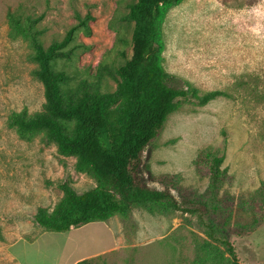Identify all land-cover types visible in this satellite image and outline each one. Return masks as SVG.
I'll list each match as a JSON object with an SVG mask.
<instances>
[{
    "label": "rangeland",
    "instance_id": "rangeland-1",
    "mask_svg": "<svg viewBox=\"0 0 264 264\" xmlns=\"http://www.w3.org/2000/svg\"><path fill=\"white\" fill-rule=\"evenodd\" d=\"M131 1L0 0V264H230L223 239L238 264H264V0H182L163 19L164 70L199 94L220 89L232 95L203 106L178 100L142 152V183L170 190L192 212L135 207L59 232L34 221L38 207L50 211L59 201L63 181L81 193L95 180L75 169L74 157L59 154L39 134L22 138L11 124L22 110L39 111L44 98L28 43L10 34L7 13L19 8L22 16H41L44 46L63 37L75 13H89L91 35L75 37L87 48L58 67L91 78L100 62H124L109 23ZM114 86L109 81L107 89ZM211 154H224L215 191Z\"/></svg>",
    "mask_w": 264,
    "mask_h": 264
},
{
    "label": "trees",
    "instance_id": "trees-1",
    "mask_svg": "<svg viewBox=\"0 0 264 264\" xmlns=\"http://www.w3.org/2000/svg\"><path fill=\"white\" fill-rule=\"evenodd\" d=\"M181 1L129 2L127 11L109 23L115 31L116 56L124 62H100L91 78L79 79L58 65L71 62L87 48L75 37L79 33L91 35L89 13H75V24L63 37L44 46L42 30L37 28L41 16H22L19 8L8 11L10 34L28 43L29 58L35 64L32 75L42 85L44 98L39 111L27 115L22 110L11 116V124L22 138L39 134L53 143L59 154L74 157L75 169L95 180L92 188L81 193L69 180L63 181L59 185L61 198L53 209L38 207L34 214V221L44 230L66 231L105 221L114 214L127 215L135 207L151 209L157 204L172 211L192 212L180 205L170 190L145 186L139 175L144 148L178 108V100L193 99L203 106L217 97L232 96L220 89L199 94L197 87L178 85L164 70L161 26L168 10ZM109 81L115 84L112 90L107 89ZM223 160L224 154L209 157L213 191L224 173L220 168ZM261 198L264 202V196ZM208 230L212 232L213 226L209 224ZM220 242L226 247L230 264H238L227 239ZM75 264L93 263L82 259Z\"/></svg>",
    "mask_w": 264,
    "mask_h": 264
},
{
    "label": "crops",
    "instance_id": "crops-1",
    "mask_svg": "<svg viewBox=\"0 0 264 264\" xmlns=\"http://www.w3.org/2000/svg\"><path fill=\"white\" fill-rule=\"evenodd\" d=\"M77 261H79V260H77ZM76 263V261L75 262H73L72 264H75Z\"/></svg>",
    "mask_w": 264,
    "mask_h": 264
}]
</instances>
